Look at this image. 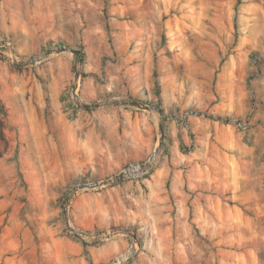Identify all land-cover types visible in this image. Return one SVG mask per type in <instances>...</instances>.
<instances>
[{
  "label": "rangeland",
  "instance_id": "374dc122",
  "mask_svg": "<svg viewBox=\"0 0 264 264\" xmlns=\"http://www.w3.org/2000/svg\"><path fill=\"white\" fill-rule=\"evenodd\" d=\"M12 53L42 60L25 95L0 75V264L114 259L122 238L84 244L67 220L130 232V264H264V0H0V59L21 68ZM37 99L90 117L104 151L71 168L34 156L16 119Z\"/></svg>",
  "mask_w": 264,
  "mask_h": 264
},
{
  "label": "crops",
  "instance_id": "0c3cea01",
  "mask_svg": "<svg viewBox=\"0 0 264 264\" xmlns=\"http://www.w3.org/2000/svg\"><path fill=\"white\" fill-rule=\"evenodd\" d=\"M28 68L29 65L27 67L16 68L0 59V75L2 71H6L7 73L4 77L6 76L16 88L20 90L24 89V95L28 91V84L26 82L33 78L32 70ZM30 68H33V65ZM19 69H22V73L18 71ZM36 103L37 106H34L32 102H23L22 106L24 105V109H22L16 119L20 124L26 126L22 133L32 136V152L34 156L37 157L39 154L42 155L47 151L52 152L54 150L60 167L71 168L73 161H81L82 159L92 160L104 151L101 134H99L96 125L90 117L83 113L75 119H70L65 114L46 113V103L39 101V99H37ZM61 126L65 128L62 129V132H57L58 129H61ZM0 128H2L3 133L6 135L14 132L13 126L9 122L3 123ZM54 135L61 136L59 145L54 141ZM28 147L29 145H26L25 148ZM30 159V156L24 158L26 170H28L31 164ZM126 244L127 240L122 238L119 243L107 250V258L112 257L113 259L126 247Z\"/></svg>",
  "mask_w": 264,
  "mask_h": 264
},
{
  "label": "built area",
  "instance_id": "2783aa9c",
  "mask_svg": "<svg viewBox=\"0 0 264 264\" xmlns=\"http://www.w3.org/2000/svg\"><path fill=\"white\" fill-rule=\"evenodd\" d=\"M10 60L16 63L19 61L18 57L12 53ZM75 94L78 97V85L76 83ZM79 98V97H78ZM154 161V160H153ZM150 160L144 164H134L125 169H123L117 176L120 177V180L127 178H139L143 175L149 173V169L152 165ZM148 164V165H146ZM136 174V175H134ZM67 227L72 234V236L77 239L80 238L88 245L99 244L103 242H110L123 238L127 240L126 247L117 254L112 261L108 264H130L136 259L139 253V243L137 238L133 236L130 232L124 229H107L100 232H84L80 229H77L70 220L67 221ZM79 240V239H78Z\"/></svg>",
  "mask_w": 264,
  "mask_h": 264
},
{
  "label": "water",
  "instance_id": "95a60500",
  "mask_svg": "<svg viewBox=\"0 0 264 264\" xmlns=\"http://www.w3.org/2000/svg\"><path fill=\"white\" fill-rule=\"evenodd\" d=\"M65 51H67V49L66 48H62V49H60V50H58V52H65ZM52 52H49V53H47V55L46 56H49L50 54H51ZM74 53V52H73ZM75 54V53H74ZM40 60H42V58H39V59H33V60H30V61H16V64L17 65H19V66H25V65H35V64H37V63H39V61ZM77 81H78V75L76 74V80H75V87H76V83H77ZM78 98V97H77ZM121 102L120 101H117V102H115V103H106L105 105H111V104H120ZM135 104H138V103H135ZM81 105V107L83 108V109H87V110H89V109H94V108H100V107H102L103 105H100V104H95V105H90V104H80ZM161 130H162V132H163V126L161 125ZM154 158H155V155L150 159V162H152L153 160H154ZM146 165H148V164H146ZM116 178V180H120V177H118V176H116L115 177ZM68 221V220H67ZM79 239V241H81L82 243H84V244H86L84 241H82L80 238H78Z\"/></svg>",
  "mask_w": 264,
  "mask_h": 264
},
{
  "label": "trees",
  "instance_id": "16d2710c",
  "mask_svg": "<svg viewBox=\"0 0 264 264\" xmlns=\"http://www.w3.org/2000/svg\"><path fill=\"white\" fill-rule=\"evenodd\" d=\"M83 47H80V49H77V48H74L73 49V52L75 53L76 55V60L79 64H84V61H85V54L83 52ZM24 210H22V216H24Z\"/></svg>",
  "mask_w": 264,
  "mask_h": 264
},
{
  "label": "bare ground",
  "instance_id": "6f19581e",
  "mask_svg": "<svg viewBox=\"0 0 264 264\" xmlns=\"http://www.w3.org/2000/svg\"><path fill=\"white\" fill-rule=\"evenodd\" d=\"M134 175H136V174H134Z\"/></svg>",
  "mask_w": 264,
  "mask_h": 264
}]
</instances>
